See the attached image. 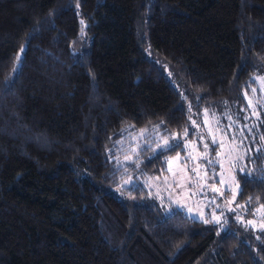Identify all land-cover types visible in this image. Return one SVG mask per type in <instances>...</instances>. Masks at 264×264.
Returning <instances> with one entry per match:
<instances>
[{
    "label": "trees",
    "instance_id": "obj_1",
    "mask_svg": "<svg viewBox=\"0 0 264 264\" xmlns=\"http://www.w3.org/2000/svg\"><path fill=\"white\" fill-rule=\"evenodd\" d=\"M255 72L264 0H0V264H264L245 222L264 210V108L219 223L125 184L121 164L132 134L239 112ZM162 147L144 170L178 148Z\"/></svg>",
    "mask_w": 264,
    "mask_h": 264
},
{
    "label": "rangeland",
    "instance_id": "obj_2",
    "mask_svg": "<svg viewBox=\"0 0 264 264\" xmlns=\"http://www.w3.org/2000/svg\"><path fill=\"white\" fill-rule=\"evenodd\" d=\"M252 77L254 83L244 93L239 112L203 107L189 128L163 129L164 135L159 131L152 132L148 135H156L148 141L144 130L132 134L121 156V164L128 173L124 183L141 184L165 208H168V202L180 204L198 218L216 220L221 210L236 209L233 201L237 183L232 163L245 145V133L250 132L260 109L264 108V74L255 72ZM165 141L179 146L172 155L163 157L165 169L151 174L143 169V162L155 152L153 150L164 146ZM143 143L154 149L142 155L140 152L146 149ZM199 149L203 150L206 163L203 166L209 167L208 170L198 164L196 153ZM245 222L264 231V210L258 207L255 212H250Z\"/></svg>",
    "mask_w": 264,
    "mask_h": 264
},
{
    "label": "snow or ice",
    "instance_id": "obj_3",
    "mask_svg": "<svg viewBox=\"0 0 264 264\" xmlns=\"http://www.w3.org/2000/svg\"><path fill=\"white\" fill-rule=\"evenodd\" d=\"M23 52H24V49L22 48L21 49V54H23ZM21 60V56H18L17 57V61L19 62ZM19 69L17 68V69H14V73H13V75H15V72L16 71H18ZM186 134V133H185ZM214 143H215V141H213ZM179 146V144H175V145H173V144H169L167 141H165V144H164V146L162 147V150L164 149V148H166L167 150H169V151H171V150H174L175 149V147H178ZM209 163H211V161H209ZM216 222L217 223H219V218H216ZM249 223H251V222H249Z\"/></svg>",
    "mask_w": 264,
    "mask_h": 264
}]
</instances>
